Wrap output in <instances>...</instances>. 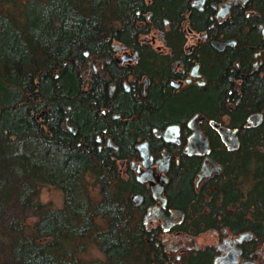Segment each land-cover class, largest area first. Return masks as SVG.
Masks as SVG:
<instances>
[{
  "label": "trees",
  "instance_id": "obj_1",
  "mask_svg": "<svg viewBox=\"0 0 264 264\" xmlns=\"http://www.w3.org/2000/svg\"><path fill=\"white\" fill-rule=\"evenodd\" d=\"M154 1L0 0V264L144 263L145 240L140 220L131 215L126 183L114 166L93 164L94 136L105 125L96 111L107 97V80L95 76L83 91L79 63L85 62V51L90 58L103 55L111 41L133 42L138 34L147 33L148 26L138 24L144 12L152 11V20L172 17L183 13L189 0ZM199 16L201 20L191 19V23L203 27L207 15ZM105 68L111 76L122 72L112 64ZM254 91L257 103H263L264 83ZM203 96L195 102L199 107H220V89ZM114 99L124 116L139 109L137 118L129 124L118 123V132L113 131L120 152L127 150L139 130L176 114V104L156 90L139 102L125 92ZM67 104L74 133L61 125ZM254 141L256 148L258 144L264 147L263 139L259 143L255 137L247 139L251 147ZM86 145L90 151L83 148ZM256 148L244 154L243 173H247L243 175L248 178L251 166L257 172L260 185L249 195L256 196L253 209L264 213V152ZM177 168L168 190L171 204L182 207L191 199L195 203L198 195L192 189V171ZM87 174L98 188L94 200L83 192ZM42 184L61 191L60 208L45 206L38 199ZM216 210L223 211L222 207ZM235 226L251 228L258 241L264 240V217L254 227L247 219ZM85 242L102 252L101 261L86 262L77 256Z\"/></svg>",
  "mask_w": 264,
  "mask_h": 264
},
{
  "label": "flooded vegetation",
  "instance_id": "obj_2",
  "mask_svg": "<svg viewBox=\"0 0 264 264\" xmlns=\"http://www.w3.org/2000/svg\"><path fill=\"white\" fill-rule=\"evenodd\" d=\"M204 14L203 27L191 23ZM152 15L146 11L138 21L148 26L147 33L133 42L113 40L107 53L84 54L85 62L79 63L83 91L95 76L107 80V97L96 111L105 125L94 136L93 164L114 166L126 183L130 212L140 220L145 240L143 264H264V240L258 241L251 228L235 226L247 219L254 227L264 217L261 209H253L255 194L249 195L256 193L260 179L253 166L244 179L242 162L246 150L257 147L256 141L249 145L248 137L264 140V101L254 98V89L264 83V0H189L179 15L159 21ZM109 64L122 72L111 76L105 68ZM219 89L220 107L204 110L195 103ZM153 90L176 104V114L139 130L120 152L113 131L118 132V123L137 118L139 109L124 116L116 109L115 95L131 93L139 102ZM70 110V104L63 105L61 125L74 133ZM178 166L192 171L198 195L195 203L191 199L182 207L171 204L168 192ZM157 186L160 197L153 192Z\"/></svg>",
  "mask_w": 264,
  "mask_h": 264
},
{
  "label": "rangeland",
  "instance_id": "obj_3",
  "mask_svg": "<svg viewBox=\"0 0 264 264\" xmlns=\"http://www.w3.org/2000/svg\"><path fill=\"white\" fill-rule=\"evenodd\" d=\"M261 152H264V148H256ZM83 192L85 196H89L90 199H96L98 197V188L95 185L94 178L90 175H86L83 179ZM38 199L45 205L53 208H60L62 206V193L59 189L50 184H42L38 187ZM83 248L81 252L77 253L82 260L88 261H101L103 259L102 252L94 246L91 242H85L82 244ZM83 261V262H84Z\"/></svg>",
  "mask_w": 264,
  "mask_h": 264
},
{
  "label": "water",
  "instance_id": "obj_4",
  "mask_svg": "<svg viewBox=\"0 0 264 264\" xmlns=\"http://www.w3.org/2000/svg\"><path fill=\"white\" fill-rule=\"evenodd\" d=\"M203 175H206V174H203ZM164 181H165V177L161 178V182H160L161 185H163ZM153 192H154L156 197H160L161 196V188H160V186L159 187L157 186V187L153 188ZM247 234H249V233H244L241 236L245 237Z\"/></svg>",
  "mask_w": 264,
  "mask_h": 264
},
{
  "label": "bare ground",
  "instance_id": "obj_5",
  "mask_svg": "<svg viewBox=\"0 0 264 264\" xmlns=\"http://www.w3.org/2000/svg\"><path fill=\"white\" fill-rule=\"evenodd\" d=\"M233 1H236V0H233ZM115 45H120L119 43H115ZM84 54H87V52L85 51Z\"/></svg>",
  "mask_w": 264,
  "mask_h": 264
}]
</instances>
